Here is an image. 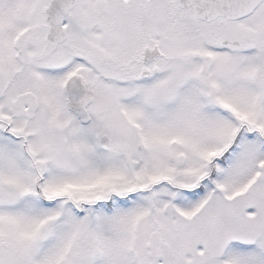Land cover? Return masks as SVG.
I'll use <instances>...</instances> for the list:
<instances>
[{
  "label": "snow or ice",
  "instance_id": "1",
  "mask_svg": "<svg viewBox=\"0 0 264 264\" xmlns=\"http://www.w3.org/2000/svg\"><path fill=\"white\" fill-rule=\"evenodd\" d=\"M0 264H264V0H0Z\"/></svg>",
  "mask_w": 264,
  "mask_h": 264
}]
</instances>
